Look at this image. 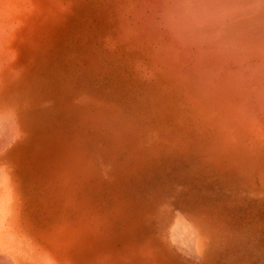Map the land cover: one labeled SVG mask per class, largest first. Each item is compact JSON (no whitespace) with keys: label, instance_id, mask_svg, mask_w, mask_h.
<instances>
[{"label":"rangeland","instance_id":"rangeland-1","mask_svg":"<svg viewBox=\"0 0 264 264\" xmlns=\"http://www.w3.org/2000/svg\"><path fill=\"white\" fill-rule=\"evenodd\" d=\"M165 1L50 0L11 163L54 264H264V109Z\"/></svg>","mask_w":264,"mask_h":264},{"label":"bare ground","instance_id":"bare-ground-1","mask_svg":"<svg viewBox=\"0 0 264 264\" xmlns=\"http://www.w3.org/2000/svg\"><path fill=\"white\" fill-rule=\"evenodd\" d=\"M165 2L162 14L167 18L163 17L182 49L206 58L221 55L216 69L225 72L226 81L240 92L241 103L264 109V0ZM50 4V0H0V264H54L49 231L42 234L23 218L11 163L12 153L29 134L23 95L28 73L43 55ZM187 227L195 243L196 233Z\"/></svg>","mask_w":264,"mask_h":264}]
</instances>
